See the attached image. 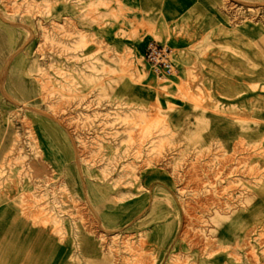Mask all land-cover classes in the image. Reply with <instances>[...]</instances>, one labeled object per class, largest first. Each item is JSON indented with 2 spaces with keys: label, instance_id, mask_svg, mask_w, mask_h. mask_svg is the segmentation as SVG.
I'll use <instances>...</instances> for the list:
<instances>
[{
  "label": "crops",
  "instance_id": "1",
  "mask_svg": "<svg viewBox=\"0 0 264 264\" xmlns=\"http://www.w3.org/2000/svg\"><path fill=\"white\" fill-rule=\"evenodd\" d=\"M232 1L47 0L65 113L33 125L23 167L29 142L6 118L31 95L20 73L35 34L22 41L33 29L0 7V264H264V21ZM150 40L177 51L171 75L115 72L117 52L142 56ZM119 103L169 111L140 151L69 133L75 106L97 105L112 125Z\"/></svg>",
  "mask_w": 264,
  "mask_h": 264
},
{
  "label": "rangeland",
  "instance_id": "2",
  "mask_svg": "<svg viewBox=\"0 0 264 264\" xmlns=\"http://www.w3.org/2000/svg\"><path fill=\"white\" fill-rule=\"evenodd\" d=\"M10 5L6 3L1 4V8H5L10 11L11 15L6 19L13 23H19L21 28L26 26L33 29L34 33H29L26 31V35H29L28 39H33V43L26 51V57L29 61L28 66L21 71V86L30 83L32 85L31 95H21L19 98V105L13 112H10L7 122L14 126V130L17 131L16 135L27 138L28 144H20L17 153L20 156V165L23 167L26 161V152H37V145L33 142L35 141L34 135L36 132L33 125L41 126L47 130V117H52L58 123H61V116L65 113L64 108L60 107V90H66L65 80L61 82V78L65 75L60 65L50 64L47 69V16L50 18L49 11L51 4L47 0H9ZM224 6L230 10L235 11L236 6L232 0H224ZM245 11L244 19L245 21H252L255 18H259L260 23L264 21V0H245V4L242 5ZM11 9V10H9ZM241 11V10H240ZM249 13L246 15V13ZM18 14V15H16ZM52 24L55 23L54 20L51 21ZM155 41V40H154ZM162 43V42H161ZM85 46H79L74 49L82 50ZM177 51L173 48L172 57L174 58ZM117 63L115 67V72H142L149 73L143 66L142 56L135 49L125 48L123 52H117ZM29 58V59H28ZM94 70V69H89ZM134 81V80H133ZM140 79L137 80V82ZM64 82V83H63ZM71 84V83H70ZM77 85L75 81L68 86V89H76ZM70 103H76V97L73 96ZM81 103L78 102V104ZM97 105L92 106V104H87L84 106L83 110L81 108L76 111V106L73 112L69 113V117L72 116V121L68 123V130L70 134H77L83 132L86 135H93L97 139L104 138L105 141L109 137L116 140H120L121 150L129 151H140L143 143L140 139L145 140L150 139L156 132V124L150 123L151 121H165L169 111H162L160 108H125L123 104H117L115 113L114 123L116 124L115 133L110 134L109 128H113V124H108L109 114L102 113L97 108ZM127 109V112L124 110ZM171 111V110H170ZM71 118V117H70ZM147 122V123H145ZM18 129V130H17ZM113 131V130H112ZM97 141V140H96ZM152 145V143H150ZM149 144V145H150ZM99 151H104L105 146L102 144H96ZM97 148V147H96ZM118 150V149H117ZM149 151H155L153 147ZM26 175L20 176H5L4 182H11L13 179L20 182H33L32 177H27ZM115 238V242H117ZM261 243L264 242V234L260 237ZM122 245L127 246L129 240H121ZM249 257L255 259V253L251 251Z\"/></svg>",
  "mask_w": 264,
  "mask_h": 264
},
{
  "label": "built area",
  "instance_id": "3",
  "mask_svg": "<svg viewBox=\"0 0 264 264\" xmlns=\"http://www.w3.org/2000/svg\"><path fill=\"white\" fill-rule=\"evenodd\" d=\"M172 53L171 47L150 40L143 49V66L156 77H167L173 72Z\"/></svg>",
  "mask_w": 264,
  "mask_h": 264
}]
</instances>
